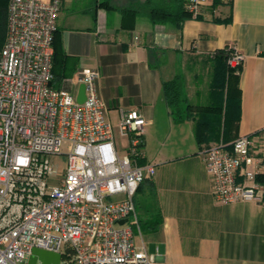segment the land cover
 Instances as JSON below:
<instances>
[{
  "label": "crops",
  "instance_id": "1",
  "mask_svg": "<svg viewBox=\"0 0 264 264\" xmlns=\"http://www.w3.org/2000/svg\"><path fill=\"white\" fill-rule=\"evenodd\" d=\"M59 1L52 87L76 98L79 72L96 69L97 92L119 139V154L126 143L116 129L120 113L135 110L147 122L140 164H152L155 174L134 196L141 231L135 232V243L142 242L156 264H264V0H205L202 15L180 27L171 17L153 25L144 8L149 0ZM225 46L243 56L233 135L252 136L262 158L258 202L214 200L199 154L219 142L199 146L193 135L199 108L217 101L211 57ZM203 67L208 80L196 82ZM176 76L193 107L190 118L179 123L172 121L162 96V83ZM225 94L226 87L223 99ZM155 221L160 222L155 231L141 229Z\"/></svg>",
  "mask_w": 264,
  "mask_h": 264
},
{
  "label": "built area",
  "instance_id": "2",
  "mask_svg": "<svg viewBox=\"0 0 264 264\" xmlns=\"http://www.w3.org/2000/svg\"><path fill=\"white\" fill-rule=\"evenodd\" d=\"M205 0H185L193 19ZM59 0H9L0 50V264H28L33 250L58 254L59 264H156L140 235L134 196L155 174L143 164V127L135 110L122 111L116 146L108 108L99 97L96 69H83L77 103L51 86ZM243 56L229 46L228 65ZM64 155L62 174L53 158ZM214 200L258 202L262 158L252 136L200 151ZM120 221H124L120 224ZM35 264H42L39 260Z\"/></svg>",
  "mask_w": 264,
  "mask_h": 264
},
{
  "label": "trees",
  "instance_id": "3",
  "mask_svg": "<svg viewBox=\"0 0 264 264\" xmlns=\"http://www.w3.org/2000/svg\"><path fill=\"white\" fill-rule=\"evenodd\" d=\"M170 1V3L169 0L148 1L144 8L147 9L149 19L153 25L161 24L163 19L171 17L173 18L171 23L176 27H180L185 19L190 18L184 9L185 0ZM8 3L9 0H0V50L6 38ZM228 55L229 46H225L223 49L216 50L211 57L212 73L210 84L212 91L216 94L215 98L217 101L215 104L199 108L201 115L197 118L193 130L194 139L199 146L203 143L208 144L213 140H216L219 144H230L232 139L236 137L233 135V131H236L239 113L240 93L237 86V73L240 70V66L237 68L230 67L227 63ZM54 56L55 52L53 53V62ZM51 71L53 72V69ZM182 82V77L176 76L171 81L162 83V96L167 104L172 121L176 123L190 118L189 113L193 111V107L184 96ZM225 87L226 94L223 99ZM234 115L235 117H233ZM257 181L262 182L258 178ZM159 223V221L145 222L141 229L155 231Z\"/></svg>",
  "mask_w": 264,
  "mask_h": 264
},
{
  "label": "water",
  "instance_id": "4",
  "mask_svg": "<svg viewBox=\"0 0 264 264\" xmlns=\"http://www.w3.org/2000/svg\"><path fill=\"white\" fill-rule=\"evenodd\" d=\"M85 100V88L81 84L76 97L77 103H83ZM124 221H120L122 224ZM39 260L42 264H59L60 256L58 254H53L45 252L42 250H33L32 255L29 258L28 264H35Z\"/></svg>",
  "mask_w": 264,
  "mask_h": 264
},
{
  "label": "rangeland",
  "instance_id": "5",
  "mask_svg": "<svg viewBox=\"0 0 264 264\" xmlns=\"http://www.w3.org/2000/svg\"><path fill=\"white\" fill-rule=\"evenodd\" d=\"M197 75V80L196 82H207L208 80V72H207V67H203L202 69H200V71H198L196 73ZM236 139V138H235ZM235 139H233L231 142H233ZM119 141V139H116ZM173 141H176V139H173ZM118 143V142H117ZM219 143H212V144H208L207 146H205L201 151L208 149L210 147H213L215 145H218ZM200 155V154H199ZM201 158V156H200ZM54 159V163L57 164V172L58 174H62V170L64 168L65 165V156H59L57 158H53ZM210 180V179H209Z\"/></svg>",
  "mask_w": 264,
  "mask_h": 264
}]
</instances>
